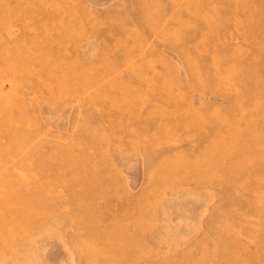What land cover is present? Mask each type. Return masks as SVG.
I'll return each mask as SVG.
<instances>
[{"label":"rangeland","instance_id":"obj_1","mask_svg":"<svg viewBox=\"0 0 264 264\" xmlns=\"http://www.w3.org/2000/svg\"><path fill=\"white\" fill-rule=\"evenodd\" d=\"M0 264H264V0H0Z\"/></svg>","mask_w":264,"mask_h":264}]
</instances>
